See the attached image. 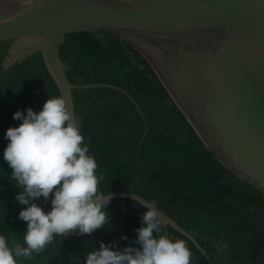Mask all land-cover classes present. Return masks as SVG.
<instances>
[{
    "label": "trees",
    "instance_id": "16d2710c",
    "mask_svg": "<svg viewBox=\"0 0 264 264\" xmlns=\"http://www.w3.org/2000/svg\"><path fill=\"white\" fill-rule=\"evenodd\" d=\"M10 42L0 44V233L10 245L23 244L26 221L18 213L26 205L15 195L21 189L3 158L5 132L21 121L13 112L42 109L50 95H61L43 56L37 53L5 74L2 62ZM74 84L102 83L131 94L144 119L126 94L113 88L74 89L76 116L98 169L105 192H134L190 231L214 264H264V192L240 179L209 150L177 106L148 59L121 38L94 31L70 33L60 45ZM43 197L35 200L45 210ZM138 202L110 201V220L92 233L56 236L43 251L19 264H84L86 253L103 241L117 250L140 247L135 229L147 210ZM170 238L191 249V264H208L185 236L162 224ZM155 235V232H154ZM126 236V239H122Z\"/></svg>",
    "mask_w": 264,
    "mask_h": 264
},
{
    "label": "water",
    "instance_id": "95a60500",
    "mask_svg": "<svg viewBox=\"0 0 264 264\" xmlns=\"http://www.w3.org/2000/svg\"><path fill=\"white\" fill-rule=\"evenodd\" d=\"M81 31L113 34L139 50L214 156L264 192V0H0V44L10 42L2 75L41 53L75 115L74 89L113 88L146 119L120 87L69 80L60 45ZM118 198L150 202L134 192L110 201ZM157 210L214 264L190 231Z\"/></svg>",
    "mask_w": 264,
    "mask_h": 264
},
{
    "label": "clouds",
    "instance_id": "9594fccd",
    "mask_svg": "<svg viewBox=\"0 0 264 264\" xmlns=\"http://www.w3.org/2000/svg\"><path fill=\"white\" fill-rule=\"evenodd\" d=\"M12 115L21 123L7 128L3 158L21 189L15 199L26 205L18 217L27 223L23 244L10 245L0 233V264H19L21 258L43 251L56 236L66 237L72 230L90 234L110 220L112 193L100 186L103 175L85 142L81 118L69 110L65 97L50 95L40 111L29 106ZM50 194L48 210L35 202L40 197L47 202ZM140 206L147 207L143 225L135 229L140 247L117 250L101 241L99 248L85 254L84 264H191L187 242L164 231L157 202Z\"/></svg>",
    "mask_w": 264,
    "mask_h": 264
}]
</instances>
